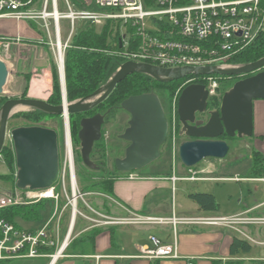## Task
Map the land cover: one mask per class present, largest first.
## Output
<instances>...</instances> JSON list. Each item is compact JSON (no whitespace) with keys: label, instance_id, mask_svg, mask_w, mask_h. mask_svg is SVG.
<instances>
[{"label":"built area","instance_id":"2783aa9c","mask_svg":"<svg viewBox=\"0 0 264 264\" xmlns=\"http://www.w3.org/2000/svg\"><path fill=\"white\" fill-rule=\"evenodd\" d=\"M66 10L61 11L59 0H0V19L17 22H34L46 32L52 46L64 57L74 33L80 25L93 24L103 27L108 22L123 25L130 33L123 36L124 46L132 44L134 50L125 52L127 62L149 64L161 69H182L215 67L233 69L230 59L253 45L264 33V0H64ZM110 10V12H105ZM63 21L67 22L69 36L63 48ZM135 39V40H133ZM6 48L12 42L3 41ZM237 67V66H236ZM209 91L210 97L217 94L220 81L217 76H200ZM186 84H195L194 79ZM175 106L173 128L175 133L178 116ZM169 124V123H168ZM64 164L61 162V176L65 184L67 174L70 176L74 198L77 195L73 187L71 156L68 153L66 136L64 139ZM61 159V158H60ZM189 177L173 181H197L196 172L189 168ZM127 179L139 180L137 172L127 173ZM59 181V182H60ZM49 195L45 191H0V208L21 205L24 195L32 202L53 199L57 203L59 196L55 187ZM73 205V204H72ZM74 215V211H73ZM102 224L107 226L123 225H159L172 226L176 232L180 225H214L232 228L246 221L264 224L263 218L244 220L240 217L192 218L177 217L151 218L133 215L130 217L102 216ZM51 222V221H50ZM42 229H18L14 224L0 221V262L14 259H37L46 257L54 264L65 255L70 239L60 243L59 229L51 233L49 225ZM151 245L138 248V259L181 260L178 243L163 242L157 237H150ZM55 248V252L45 255L39 250ZM97 261L101 257L96 258ZM187 259L185 264H194Z\"/></svg>","mask_w":264,"mask_h":264},{"label":"water","instance_id":"95a60500","mask_svg":"<svg viewBox=\"0 0 264 264\" xmlns=\"http://www.w3.org/2000/svg\"><path fill=\"white\" fill-rule=\"evenodd\" d=\"M62 69L61 73L59 67L63 95L60 106L31 97L11 98L3 105L0 119V158L6 146L8 123L16 108L40 109L70 119V115L86 114L96 109L112 95L118 84L136 72L161 82L181 80L190 75L227 78L248 76L237 81L232 89L224 94L220 109L210 112L207 122L197 118L208 110L210 94L205 85L191 84L181 92L178 99V116L183 126V134L189 140L181 144L179 157L186 168H193L207 159L225 158L230 151L228 143L220 139L225 135L229 138L253 137L254 102L264 100V58L233 69L200 67L171 70L126 62L104 87L103 94L92 103L89 101L95 98L97 93L89 99L72 103L68 101L63 56ZM9 77V67L0 58V95L5 94ZM121 109L131 118L127 129L119 138L129 145L124 158L117 159L115 166L118 172L127 174L143 170L161 157V148L169 135V124L161 100L154 93L132 96L122 103ZM104 124L105 116L102 114L81 120V156L84 165L90 169H95L91 154L95 144L103 137ZM10 134L16 160V188L33 192L54 188L61 176L58 133L44 126H24L13 129ZM76 214L77 209H74L75 218Z\"/></svg>","mask_w":264,"mask_h":264},{"label":"rangeland","instance_id":"374dc122","mask_svg":"<svg viewBox=\"0 0 264 264\" xmlns=\"http://www.w3.org/2000/svg\"><path fill=\"white\" fill-rule=\"evenodd\" d=\"M59 7L61 11L66 10L64 0H59ZM105 12H110L106 10ZM19 24H22L19 26ZM64 26V31L62 32V41L64 52V45L68 40L69 31L67 22H62ZM119 23H117L118 27ZM19 26V27H18ZM84 27L80 25L79 28ZM100 29L101 27H96ZM121 32L125 34L128 30L121 25ZM14 30V31H13ZM13 31V32H10ZM0 36L8 37L14 39L9 48H6L3 41H0V58L5 61L10 70V77L8 84L5 88V96L10 98H22V97H31L36 99H42L48 101L52 92H53V69L58 70V56L59 50L56 46H52L50 40L42 30V28L34 22H17L13 20L0 19ZM233 65V64H232ZM233 66H242V65H233ZM60 76V74H59ZM238 78L227 79L220 82L219 89L217 91V98H220L222 95L233 87ZM32 89V90H31ZM34 90L40 93L44 92L42 95H35ZM103 88H101L95 98H93L90 103L94 102L98 96L103 94ZM51 90V91H50ZM50 91V95L48 92ZM222 96V98H223ZM177 97L175 96L171 101L166 98H160L162 106L164 108L168 123H169V135L166 143L161 148V157L148 166L147 168L140 170L142 174H151L154 172L156 176L172 174L173 166L175 165L177 170H183V166L180 157L179 149L182 143L188 141V138L183 134V126L179 121V118L176 119V128L175 133H173L174 128L172 125L175 106L177 107ZM222 98L220 102L222 101ZM221 106V104H220ZM220 109V107H219ZM218 109V110H219ZM217 110V111H218ZM32 109L27 107H21L19 112H16L9 120L8 123V136L6 139V146L13 148V143L11 139L10 132L18 126H23L26 124H31L33 121L26 116L21 115L24 112H30ZM216 111V110H215ZM17 115V117H15ZM103 115V114H102ZM130 115L122 110V112L117 115L108 117L105 120L103 126V137L106 147L108 148L106 153V163L109 171H114L115 161L120 158H124L125 151L129 145L128 142L121 140L119 137L125 132L128 127V122L130 121ZM198 120L208 121L210 118V111L207 110L205 114L198 115ZM1 119V112H0ZM36 126H44L51 128L58 133L59 137V148H60V161L64 162V139L65 131H69V125L66 126L65 119L63 117H54L51 119H46L40 121ZM66 128V129H65ZM67 131V133H68ZM71 136V132H70ZM253 137H244V138H229L226 140L230 147L228 155L223 159H207L197 166H195L194 171L196 172V177L203 175L201 170L206 172L211 171L212 174L217 173H229L235 169H246L250 164L253 163L252 153H253ZM72 142V138H71ZM73 145V142H72ZM81 156V141L73 146V155L75 160V181H76V192L77 195L80 192V182L76 174V170H85V165L83 162L76 161L77 155ZM98 156L101 155V152L98 151ZM76 156V157H75ZM210 162V163H207ZM64 164V163H63ZM211 164V165H210ZM187 172V169L185 170ZM169 172V173H168ZM16 169H9L3 161V157L0 158V176H13V179H0V191L5 192H14L16 189ZM178 175H181V172H178ZM183 175V174H182ZM85 179H90L87 177V174H84ZM206 186L207 188H204ZM223 183H194V182H179L177 184V191L175 192V203L179 202L188 206L193 204V201L189 198L190 193H197L200 191H216L217 193L225 192L222 191ZM55 192L59 196L58 203L49 199L46 200V210L42 214V220L39 222H25L21 219H16L15 221L25 230H37L42 229L46 224L49 225V230L51 233H55L57 228L59 229L60 234V243H63L65 239L68 238L71 240L75 239L76 234L83 229L91 230L98 226L107 227V225L102 224L105 220L102 216L107 215L106 210L104 209V201H107V198L101 194L97 193H85L82 194V197L74 198L76 201L75 207H77V214L74 223V230L72 231V236L69 235V231L73 220V189L71 187L70 176L67 174L65 179V184L61 180L55 186ZM264 197V196H260ZM264 199V198H263ZM161 201L163 203L164 211L170 212L173 205V195L172 189L168 188L161 192L153 193L149 197V202ZM24 203L21 205H35L36 203L32 202L30 199L26 198L24 195ZM73 204V205H72ZM110 217V216H109ZM86 231V232H87ZM71 232V233H72ZM180 232V231H179ZM75 237V238H74ZM72 240V241H73ZM71 241V242H72Z\"/></svg>","mask_w":264,"mask_h":264},{"label":"trees","instance_id":"16d2710c","mask_svg":"<svg viewBox=\"0 0 264 264\" xmlns=\"http://www.w3.org/2000/svg\"><path fill=\"white\" fill-rule=\"evenodd\" d=\"M127 33L131 34V30ZM123 34L120 24L108 22L106 25L97 29L93 24H84V27L79 28L73 35L64 54L65 82L67 99L70 103L89 99L93 97L101 88L105 87L111 78L116 74L122 65L127 60L124 56L125 52L134 50L135 44L130 48H126L123 42ZM14 39L0 36V41H13ZM135 40V39H133ZM264 58V33L260 35L258 40L246 48L241 53L233 56L229 63L233 65H247L257 62ZM248 76L235 77L237 81ZM194 79L195 84L203 83L200 76L190 75L181 80L171 82H161L154 78L136 72L129 75L123 80L112 95L96 109L86 114L70 115V132L73 146L80 142L79 132L81 130V120L87 117H93L96 114H103L105 120L108 117L117 115L122 112V103L132 96L154 93L159 98L166 97L170 101L175 96H180L181 92L189 86L186 84L189 80ZM222 82L227 77H218ZM236 81V82H237ZM232 88L230 87L229 90ZM228 90V91H229ZM227 91V92H228ZM223 96V95H222ZM217 96L210 97L208 101V110L210 112L217 111L220 107L222 98ZM25 98V97H22ZM11 99L8 96L0 95V112L3 105ZM49 104L60 106L63 102L62 87L59 72L53 69V92L48 100ZM21 115L29 117L33 123L18 127L36 126L40 121L60 117L57 114H51L40 109H32L30 112H24ZM17 117V115L15 116ZM200 120V119H199ZM180 121V120H179ZM204 121V120H203ZM207 122V121H205ZM16 127V128H18ZM221 140L226 141L228 136H223ZM189 140V139H188ZM108 148L105 145L104 138L97 142L91 154V160L95 165V169H90L85 166L86 173L82 170H76L78 181L80 182V194L97 193L104 196L114 198L115 182L124 177L126 173H120L114 168V171H109L106 163V153ZM98 151L101 155L98 156ZM3 161L9 169H16V160L14 149L10 146H5L2 150ZM253 165L250 171V177L264 178V156L253 149ZM76 157V156H75ZM76 161L83 162L82 156L77 155ZM184 166V165H183ZM84 174L90 179H85ZM0 179H13V176H0ZM190 199L198 204L203 211H219L220 205L216 197L211 193H195L190 195ZM46 200L29 206V205H14L5 208H0V221H5L14 224L18 229L22 227L15 221L21 219L25 222H39L42 220V214L46 210ZM104 207L107 209L105 203ZM107 215H110L106 210ZM111 227L112 240L114 237V229ZM104 231L102 228H92L84 234L76 237L67 247L68 254L85 255L96 246V239ZM252 250L251 243L243 238L234 237L230 246V256L239 257L246 255ZM45 255H50L55 252V248H42L39 250ZM0 262V264H6ZM213 264H223L220 261H215ZM224 264H264L256 261L230 260Z\"/></svg>","mask_w":264,"mask_h":264},{"label":"crops","instance_id":"0c3cea01","mask_svg":"<svg viewBox=\"0 0 264 264\" xmlns=\"http://www.w3.org/2000/svg\"><path fill=\"white\" fill-rule=\"evenodd\" d=\"M21 25L19 24V26ZM33 91L37 96L44 94L42 91L40 93L34 89ZM50 91L48 95H50ZM253 139V149L264 156V100L254 102ZM252 165L253 163L246 169H235L227 174L221 172L215 175L211 171L201 170L200 172L205 174L197 176V178H201L197 181H173L174 176L178 178L190 176L189 168L185 167L183 170H177L175 165L172 174L166 175L156 176L154 172L142 174V172L136 171L141 179L129 180L127 174L118 179L114 185V198L105 196L107 201H104V203L107 209H104L108 211L111 217L138 215L146 218H169L176 215L177 217L192 218L240 217L244 220L264 219V197H260L261 195L264 196V178L250 177ZM194 168H192L193 171ZM179 171L181 172L180 176L178 175ZM179 182H199L205 183V185L208 183H223L224 186L221 190L225 192L217 193L215 190L212 192L208 190L197 192L213 194L220 205L219 211H203L193 200L191 206L179 202L175 203L174 194L177 191ZM203 187L207 188L206 186ZM168 188L172 189L173 205L167 214L161 201L151 203L149 197L153 193ZM191 194L195 193H190L189 198ZM98 227L104 229V231L97 237L94 249L85 255L68 254L65 251V255L55 264H185L187 259H193L194 264H213L215 261L224 264L233 259L264 263V224L260 223L255 224L244 221L232 228L201 224L180 225L176 232L172 226L148 224ZM111 227H115L113 240L109 231ZM87 230H80L75 237H79ZM72 234L69 233L68 236H72ZM152 236L166 243H173L176 240L182 257L181 260L150 261L136 258L139 254V247L151 245L150 237ZM234 237L249 241L252 246L251 252L236 258L231 257L230 246ZM72 240L70 237L69 244ZM97 257H101V259L97 261ZM6 264H51V261L49 258L42 257L37 259H14L7 261Z\"/></svg>","mask_w":264,"mask_h":264},{"label":"bare ground","instance_id":"6f19581e","mask_svg":"<svg viewBox=\"0 0 264 264\" xmlns=\"http://www.w3.org/2000/svg\"><path fill=\"white\" fill-rule=\"evenodd\" d=\"M58 66L60 67V71H61V73H62V71H63V69H62V52H61V56H58ZM21 110V107H18V108H16L15 109V111H14V113H16V112H19ZM65 119V122H66V126H68L69 125V118L68 117H65L64 118ZM66 129V128H65ZM67 131H68V129H67ZM67 131H65V136H66V140H67V143H68V153H69V155L71 156V168H72V179H73V187H74V190H76V181H75V160H74V155H73V145H72V142H71V136H70V127H69V131H68V133H67ZM47 191H49L48 192V194L50 195L51 194V192H52V190L51 189H49V190H47ZM73 208L74 209H76L77 207H75V205H76V201L74 200V202H73ZM74 215H73V220H72V224H71V227H70V231H69V233H71V231H72V227H73V224H74ZM56 261V260H55ZM55 261H53L51 264H54V262Z\"/></svg>","mask_w":264,"mask_h":264}]
</instances>
